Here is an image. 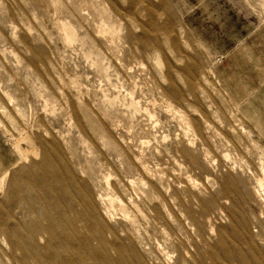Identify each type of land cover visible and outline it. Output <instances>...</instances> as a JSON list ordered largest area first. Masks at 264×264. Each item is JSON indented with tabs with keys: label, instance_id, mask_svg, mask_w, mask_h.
Returning <instances> with one entry per match:
<instances>
[{
	"label": "rangeland",
	"instance_id": "374dc122",
	"mask_svg": "<svg viewBox=\"0 0 264 264\" xmlns=\"http://www.w3.org/2000/svg\"><path fill=\"white\" fill-rule=\"evenodd\" d=\"M0 264H264V0H0Z\"/></svg>",
	"mask_w": 264,
	"mask_h": 264
},
{
	"label": "bare ground",
	"instance_id": "6f19581e",
	"mask_svg": "<svg viewBox=\"0 0 264 264\" xmlns=\"http://www.w3.org/2000/svg\"><path fill=\"white\" fill-rule=\"evenodd\" d=\"M46 228L51 231L50 227H46ZM51 232H52V234H54L53 230ZM82 241L85 243L86 248L88 250H90L91 248L94 247L92 244V238L90 236H84ZM123 250L124 249L122 246L116 245V246H112V250H110L109 252H111V254L113 253V254H116L117 256H119V255H123ZM121 259H122V256H121Z\"/></svg>",
	"mask_w": 264,
	"mask_h": 264
}]
</instances>
